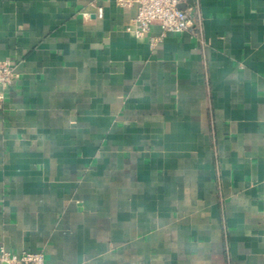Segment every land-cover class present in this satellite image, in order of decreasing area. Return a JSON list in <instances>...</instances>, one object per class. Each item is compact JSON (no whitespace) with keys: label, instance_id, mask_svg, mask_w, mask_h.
<instances>
[{"label":"crops","instance_id":"1","mask_svg":"<svg viewBox=\"0 0 264 264\" xmlns=\"http://www.w3.org/2000/svg\"><path fill=\"white\" fill-rule=\"evenodd\" d=\"M186 5L196 32L151 48L127 31L135 2L0 0L19 75L0 101V248L264 264V0Z\"/></svg>","mask_w":264,"mask_h":264},{"label":"built area","instance_id":"2","mask_svg":"<svg viewBox=\"0 0 264 264\" xmlns=\"http://www.w3.org/2000/svg\"><path fill=\"white\" fill-rule=\"evenodd\" d=\"M121 7H130L133 2L137 4V12L127 31L133 33L136 38L148 37L149 46L155 48L167 34L195 33V27L199 23V15L196 6L186 5L187 0H116ZM185 4V9L178 7ZM196 11L197 20L194 21L190 13ZM97 16L101 18L102 9H97ZM157 25L160 35L150 36V28ZM197 28V27H196ZM19 78L16 72V64L10 60L0 61V101L6 90L11 88ZM0 264H44L42 252H22L14 254L0 248Z\"/></svg>","mask_w":264,"mask_h":264},{"label":"water","instance_id":"3","mask_svg":"<svg viewBox=\"0 0 264 264\" xmlns=\"http://www.w3.org/2000/svg\"><path fill=\"white\" fill-rule=\"evenodd\" d=\"M178 8L181 9V10H184L185 9V4H181Z\"/></svg>","mask_w":264,"mask_h":264}]
</instances>
